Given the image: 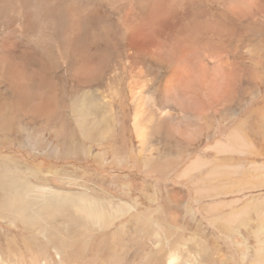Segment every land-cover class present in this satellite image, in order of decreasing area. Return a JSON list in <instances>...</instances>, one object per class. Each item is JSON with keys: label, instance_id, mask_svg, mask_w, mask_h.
Returning <instances> with one entry per match:
<instances>
[{"label": "bare ground", "instance_id": "obj_1", "mask_svg": "<svg viewBox=\"0 0 264 264\" xmlns=\"http://www.w3.org/2000/svg\"><path fill=\"white\" fill-rule=\"evenodd\" d=\"M189 66L216 69L230 76L235 86L229 103L223 107L203 103L199 109L173 104L167 90L177 73ZM66 76L78 85L67 105L63 94L59 96L62 100L58 98L62 90L58 87ZM263 84L264 0H0V129L22 141L25 135L17 128L8 129L3 116L8 109L18 108L32 123L37 115L49 125L61 123V111L67 108L73 136L54 132L56 139L66 140L62 159L74 152L76 163L90 159L95 169L117 172L134 167L149 177L174 168L148 159L159 155V144L176 151L183 160L214 132L212 145L206 141L202 155L184 163L177 180L191 182L195 176L194 186L209 187L200 190L206 197L232 191L243 198L244 193L264 192V169L256 164L259 158L264 159L263 150L256 147L258 138L264 143V99L257 105ZM247 101L251 102L250 114L236 122L232 109H240ZM224 132L227 135L222 138ZM131 136L138 149L135 166L130 165L134 158ZM38 144L42 147L43 143ZM93 146L97 153L92 152ZM108 153L111 161L106 164ZM16 170L8 172L10 178H0V222L28 236L23 242L24 253L14 238H8L5 248L0 247V264L127 262L129 253L122 236L117 235L125 234V228L104 236L115 227V220L137 210V201L134 209L121 205L117 212L112 208L107 211L109 203L35 187ZM237 175L241 182L236 181ZM259 196L252 220L247 206L233 208L244 199L207 209L210 214L229 210L227 218L219 219L230 237L239 236L249 223L253 225V264H264V194ZM171 198L173 203H183L176 194ZM169 217L168 226L171 220L175 226L172 234L177 237L167 260L177 255L180 261L176 250L186 243L185 249L197 245L204 253L210 251L200 237L184 239L174 233L183 232L184 227L173 214ZM134 219L138 227H149L146 213L135 212ZM162 233L157 228L152 234ZM100 239L103 244L95 248ZM78 247L85 249L82 263L73 259V254H79ZM92 247L95 251L89 252ZM22 254H27V259ZM151 255L160 259L158 253Z\"/></svg>", "mask_w": 264, "mask_h": 264}, {"label": "rangeland", "instance_id": "obj_2", "mask_svg": "<svg viewBox=\"0 0 264 264\" xmlns=\"http://www.w3.org/2000/svg\"><path fill=\"white\" fill-rule=\"evenodd\" d=\"M60 87H62L61 92L59 90H56V92H60L59 95L57 94L58 98L60 99L59 96L63 94L62 99H64L67 105V103H69V100L71 98L70 96L71 91L77 90L78 85L71 78H69V76H66L65 78L62 77L58 89H61ZM4 90H6V88ZM263 99H264V84L261 88L260 94L258 95V100H257L258 107L260 106ZM113 108L115 110V113L118 114L117 116L120 117L119 114L120 112L117 111V107L113 105ZM13 109H8L6 113H4V115L2 114L9 122L8 129L17 128L19 130L20 135L23 136L25 135V136L23 137L22 141H15V135L10 133L9 131L0 129V178L2 177L10 178V173L8 174V172H12L10 170L15 168L19 172H21V173L18 172L19 174H17L20 178L23 175H25L23 177L24 181L27 180L26 182L28 184L33 185L35 187H47L49 189H52L53 191L55 190L56 193L58 192L63 193V195L66 196H76V195H72V193L74 194L76 193V194H81L82 196L92 198L89 195L92 194L95 195L99 193L100 190L104 192H109L110 190L112 191L118 190V186H116V181L118 182V185H121L122 188L124 186V188L128 190L129 188H131V186L129 184H125L127 182L125 177H128L129 175L130 176L134 175L136 176V178H140V176L143 175L141 172L137 171V169L134 167H132V169L129 171H118V172L105 168L95 169L90 159H87L86 161L81 163L80 162L76 163L74 152L71 153L70 158H66L65 156V159H62L64 149L66 147V140L56 139L57 135L55 133L58 132V130H61V131H66L67 134L73 136V132L70 131L69 128L71 125L70 111L67 108L62 109L61 111L63 112V117L60 118L61 123L54 122L52 124L51 122H49V125L43 123L41 121L42 119H40L41 117L37 115H35V117L38 119H34L35 121L34 123H32L28 120L27 115H24L25 113H22L18 108H13ZM59 110H61V108H59ZM232 110H233L232 115L234 117H237L236 120L237 122L240 119H244L250 114V111L252 110L251 102L247 101L243 104V106L240 109L234 108ZM66 120L67 122L65 123ZM49 121H51V118ZM213 134L214 132L208 135V137H205L202 145L191 151L189 155L186 154L183 160L176 151L169 150L168 148H164L161 144H159L157 146V149L160 151L159 155H155L154 157H149L148 159L155 160L156 162H160V163H168L174 168L169 171L159 172L154 175H149V177L145 175L143 176L146 178L171 177L172 179L174 177L177 180L178 174L184 168V163H189L194 157L202 155V152L205 149V146L207 145L204 144L206 141H210V144L208 145H212L214 139L211 137H214ZM226 135L227 132L222 133V138L225 137ZM71 138L73 139V137ZM40 141L43 143L42 147L41 146L39 147L38 142ZM129 143L131 146L130 151L134 155V158L130 160V165L135 166L139 162L137 159L138 149L136 148V143L132 136L129 139ZM256 147L258 149L259 148L262 149L264 152V143L260 141L259 138L256 140ZM47 151L48 152L55 151L56 154L51 155ZM92 152L95 153L98 152L96 146L95 147L93 146ZM49 155L51 157H48ZM105 161L106 164H108L111 161L110 153L106 155ZM256 164L258 165L260 170L264 169V159L259 158ZM80 169L82 173L80 172ZM28 170H30L29 171L30 174L26 175L25 172H27ZM56 171L58 173H55ZM79 174H81L83 180H84L83 177H85L90 182L89 185L90 187L76 186V183L74 181L75 180L74 176L78 178ZM196 176L199 177L198 175ZM193 181H196L195 176H192L191 182H184V181L181 182L189 185L190 188L194 190L195 202L201 204L207 203V204H211L209 206H212L215 204H222V203L232 204L233 201L236 200L235 198L240 199V201L238 202L240 203L244 199L245 205H243L240 208V210L243 209L244 206H247L249 210H252L251 213L249 214L250 220H252L254 217L255 204H259L261 201L259 194L262 193L264 194V192L257 190L254 191V193H244L243 194L244 197L242 198L240 194L232 193V191H230L229 193L223 192L221 195L218 194L215 196H213V194L210 193L209 194L210 196L206 197L205 193H200V190L206 191L209 189V187H207L205 184L203 186H194ZM236 181L238 182L242 181L241 175L236 176ZM244 183L245 182H243L242 184ZM94 185L98 188L94 187ZM148 185L150 186L151 184L146 183L143 187H141V191L143 190L144 192L143 193L144 198H146L148 201L151 200L154 201L155 197L151 196L150 194L148 195V193L146 192V188L148 187ZM65 186H69V187H65ZM151 187L153 189L157 188L154 186ZM183 187H188V186L183 185ZM106 188L110 190H107ZM190 188L189 187L185 188L188 192V196L192 194V189ZM86 190L88 191L90 190L91 193H89ZM84 193H86L87 195H84ZM172 195H175V193L171 192L167 195L168 203L179 204L177 202L173 203V199L171 198ZM246 199H251L252 202L247 203ZM182 201L184 202V199H182ZM262 204H264V201ZM108 205L110 207L107 208V211L109 210V208H112L115 210V212H117L116 207L121 206L123 204H118L117 206H113L112 204H108ZM136 205L137 204H133V206H128V205H123V206L134 209ZM209 206L207 205L206 208L208 209ZM233 208L235 209L236 205H234ZM226 210L227 208L223 209L219 213L211 214L212 218L210 225L200 223L201 225L195 226L194 224H192L190 225L191 228L189 226L184 225L183 232L178 233L174 231V233H176L177 235L181 234L184 237V239H187L192 236L200 237L201 239H203V241L207 243L208 246H210V251L207 253L203 252L202 246L195 245L194 249L192 248L185 249L187 245L186 243L185 246L179 247L176 250V252L181 258L179 264H253V248H254L253 246L255 243V239L252 238L253 225L250 226L249 223L248 229L241 230L239 236L230 237L222 230L223 223L219 219V218L224 219L226 216L228 217L229 212L224 213V211ZM132 212L133 214H131ZM132 212L127 214V216L123 217L119 221L115 220V227L116 225H119L118 228L124 227L126 230V225L123 224V219L130 216L128 223L129 224L131 223L133 225V229L135 230V233L136 231L138 232V235L146 231H148L149 233H148V237H140L136 234L137 236L134 235L135 236L134 240L133 237L127 233L128 229L127 231H125V234L117 233L118 236H122V241L127 237H129L132 240V242L129 240L123 241L125 244V249L127 245H129L132 248L130 249L127 247L128 249H126L129 254L127 255L128 256L127 262L125 264H133L134 261H136V263H143V264H165L170 250L176 247V241L174 240L177 236H173L172 234L171 230L175 228V226H173L172 224V221L170 220V227L167 225L164 228L160 226V222H162L161 218H151V214L146 213V219L149 220V227H144V229H142L141 227L137 226L136 220L134 219L135 212H138L140 214L142 212H140L138 208L137 210H132ZM188 213L190 214L191 212L188 211ZM218 214L221 217H219ZM197 221L201 222L202 218L197 219ZM150 222L152 224H150ZM115 227L109 229L104 237L110 236L116 230ZM192 227L193 230H191ZM157 228H160L164 233L158 236H154L155 234L152 233H156ZM110 231L111 233L109 234ZM185 232L187 233L185 234ZM102 235L103 234L98 235L97 237L99 238ZM27 236L28 233L26 234L25 232L20 231L17 228L11 227L9 225H6V223L0 222V247H2L1 249L5 248V243L7 244V242H9L8 238H14V240H16V244L20 252L24 253L25 246L23 245V242L25 241V237ZM154 237L157 238L159 247L156 246V241ZM245 237H248V239ZM179 239H182L185 242V240L181 236ZM146 240L151 242L152 244L151 248L145 247L144 243L147 242ZM252 240L253 243L251 245H247L246 241H252ZM27 243H29V245L32 244L31 241L29 242L28 240ZM102 244L103 241H101V239L98 240L95 248L101 247ZM105 245H104V249H105L104 253H106L107 251L109 252L108 247ZM95 248L92 247L89 252L91 251L94 252ZM78 250H79V254L78 252L73 254L74 255L73 259L75 262L76 260H78L79 262L82 263L83 260L81 259L84 257L81 255L85 249L78 247ZM153 253H158L160 255V259L157 255H151ZM22 255H24L25 258L27 259V254H22ZM124 255L125 254L123 253V257ZM50 257L53 261L55 260L56 263L55 255L53 253L50 254ZM145 257H149V260L147 261Z\"/></svg>", "mask_w": 264, "mask_h": 264}, {"label": "crops", "instance_id": "obj_3", "mask_svg": "<svg viewBox=\"0 0 264 264\" xmlns=\"http://www.w3.org/2000/svg\"><path fill=\"white\" fill-rule=\"evenodd\" d=\"M81 172V169H80ZM134 172V171H133ZM82 173V172H81ZM117 177V176H116ZM84 180L81 177V174H79V177H75L74 176V181L76 183V186H81V187H90V182L83 177ZM125 179L127 180V182L125 184H129L131 186V188H129L128 190H126L123 186V188L121 187V185H118V182L116 181V186H118V190H110L108 188H106L107 190H110L112 192H104L102 190H100V194H92L89 195L92 198H95V200H98L102 203H106V204H112L113 206H117L118 204H123V205H128V206H133V203L135 201H137L138 204V210H140V212H144V213H150L151 214V218H161L162 222H160V226L164 227L167 226V222L169 221L170 214H173V216L175 218H178V223H180L182 226L186 225L189 226L191 228L190 225L194 224L196 225H201V224H207L210 225L211 224V218L212 215L207 211L206 206L211 205V204H207V203H198L195 202L194 199V190L192 188H190L189 185L182 183L181 181L176 180L174 177L173 179L171 177H158V178H146L143 175L140 176V178H136V176L134 175H129L128 177H125ZM153 179V180H152ZM87 180V181H85ZM118 180V178H117ZM146 183L151 184L150 186L148 185V187L146 188V192L148 194H151L152 196L155 197L154 201H148L146 198H144V192L143 190L141 191V187H143ZM124 184V185H125ZM183 185L188 186L190 189H192V194H190V196H188V192L185 188L188 187H183ZM151 186L157 187L155 189H153ZM65 187H69V186H65ZM94 187H96L94 185ZM98 188V187H96ZM143 189V188H142ZM55 191V190H54ZM68 191V190H66ZM88 191V190H86ZM89 193H91V191H88ZM171 192H174L175 194H177L178 196L182 197L184 199V202L182 204H169L167 201V195ZM59 193V192H58ZM63 194V193H60ZM72 195H81V194H74L72 193ZM84 195H87L86 193H84ZM96 196V197H95ZM192 198V199H191ZM238 199V198H235ZM240 200V199H239ZM247 203L248 202H252L251 199H246ZM141 201V202H140ZM243 201H241L240 203H242ZM243 205H245V203L242 204H236V209L237 208H241ZM205 208V210H204ZM188 211H190L191 213L189 214ZM207 211V213H206ZM229 212V210L227 209L226 211H224V213ZM133 214V212L131 213ZM177 216V217H176ZM219 217H221L220 215H218ZM129 217H126L123 219V224L126 225V230L128 229L127 233L133 237V240L135 238V236L138 235V232L133 229V225L130 223H128L129 221ZM169 217V218H168ZM202 218V221L199 222L197 221V219ZM146 224H149V220H145ZM201 223V224H200ZM150 224H152L150 222ZM119 225H116L115 229L118 228ZM193 230V227L192 229ZM111 233V231L109 232V234ZM148 231L143 232L142 234L138 235L140 237H148ZM187 232H185L186 234ZM137 234V235H136ZM135 235V236H134ZM248 239V237H245ZM131 241L132 240L127 237L125 238L123 241ZM147 242H145V247L146 248H151L152 244L151 242H149L148 240H146ZM247 245H251L253 243L252 241H246ZM128 248L132 249L129 245H127ZM126 247V249H128Z\"/></svg>", "mask_w": 264, "mask_h": 264}, {"label": "clouds", "instance_id": "obj_4", "mask_svg": "<svg viewBox=\"0 0 264 264\" xmlns=\"http://www.w3.org/2000/svg\"><path fill=\"white\" fill-rule=\"evenodd\" d=\"M234 86L232 78L220 70L189 66L177 73L167 95L181 108L199 109L203 103L223 107L231 100ZM167 264H179V257L170 256Z\"/></svg>", "mask_w": 264, "mask_h": 264}]
</instances>
